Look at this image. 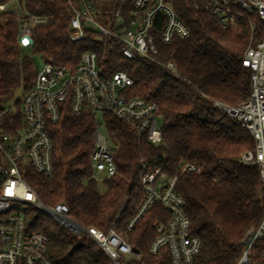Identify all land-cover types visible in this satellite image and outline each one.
Instances as JSON below:
<instances>
[{
	"label": "trees",
	"instance_id": "16d2710c",
	"mask_svg": "<svg viewBox=\"0 0 264 264\" xmlns=\"http://www.w3.org/2000/svg\"><path fill=\"white\" fill-rule=\"evenodd\" d=\"M93 1L97 9L103 6V14L98 9L97 16L102 15L105 23L119 6L125 17L135 10L133 0ZM171 2L190 36L162 42L163 14L157 15L152 31L158 58L173 60L179 74L146 57L127 58L122 41L115 36L100 39L95 30L86 29L84 38L70 39L72 11L67 0H26L28 10L47 17L33 26L30 47L19 44L17 16L0 13V106L18 90L27 92L32 87L40 69L37 54L44 62L73 68L84 52L94 51L104 71H127L134 79L130 95L160 105L162 144L155 146L139 138L125 122L106 114L108 132L118 144L114 153L118 173L100 184L91 178L93 114L75 115L66 108L49 125L55 173L49 178L29 173V183L45 203L66 202L71 216L86 226L124 230L143 196L136 176L142 159L151 168L162 166L170 174L184 162L196 163L201 172L183 173L176 184L186 198L192 231L202 240L194 264H238L247 235L264 217V182L255 164L240 160V153L254 146L252 136L213 103L237 105L249 97L250 70L243 66L241 55L250 30L245 23L237 30L220 25L200 0ZM165 218L167 212L157 204L129 232L131 244L142 255L134 264H172L167 247L150 251L155 223ZM25 220L28 229L48 236V254L55 264H112L92 237L71 232L37 208L28 207ZM248 258L251 264H264V237L254 241Z\"/></svg>",
	"mask_w": 264,
	"mask_h": 264
},
{
	"label": "built area",
	"instance_id": "2783aa9c",
	"mask_svg": "<svg viewBox=\"0 0 264 264\" xmlns=\"http://www.w3.org/2000/svg\"><path fill=\"white\" fill-rule=\"evenodd\" d=\"M67 1L72 11L70 39L84 38L86 29L95 30L100 39L115 36L122 41V52L127 58L146 57L179 74L173 60L158 58L156 34L152 31L157 15L163 14V27L159 31L162 42L171 43L175 36H190L188 25L181 20L171 0H133L134 11L125 17L119 6L107 23L98 18L93 0ZM200 2L220 25L236 30L244 23L249 27L250 40L241 55L243 66L250 70L249 97L237 105L220 100H214L213 104L252 136L254 146L243 150L240 160L255 164L264 182V0ZM2 12L17 16L18 40L22 47L33 44V26L47 20L45 15L28 10L26 0L0 2ZM133 84L134 79L127 71L118 69L108 73L98 63L97 54L86 51L73 68L45 61L32 87L22 93L19 107L11 104L10 99L0 106V264H55L48 254V236L27 228L25 212L30 206L71 232L92 237L112 264H134L142 255L131 244L129 232L157 204L167 212V218L155 223L156 236L150 251L156 253L165 246L172 264L195 263L202 240L192 231L186 198L177 191L176 184L183 173L201 172L196 163L184 162L170 174L162 166L151 168L149 162L142 159L136 176L143 196L124 230L115 226L103 230L76 221L66 202L45 203L28 181L27 175L32 172L47 178L54 175L55 152L49 125L57 122L66 108L75 115L85 111L93 114L91 178L100 184L118 173L114 159L118 144L108 132L106 114L125 122L139 138L144 137L155 146L162 144L160 105L143 96L130 95L128 88ZM98 112L102 113V120ZM261 237H264V217L247 235L248 243L238 264H248L249 251Z\"/></svg>",
	"mask_w": 264,
	"mask_h": 264
},
{
	"label": "rangeland",
	"instance_id": "374dc122",
	"mask_svg": "<svg viewBox=\"0 0 264 264\" xmlns=\"http://www.w3.org/2000/svg\"><path fill=\"white\" fill-rule=\"evenodd\" d=\"M99 12L101 13V14H103V6H99ZM102 15L100 16V17H98L100 20H101V22H103V23H105V19L102 17ZM17 22H19L18 21V19H17ZM35 59H36V61H37V63H38V66L41 68L42 66H43V64H44V60L41 58V56L40 55H35ZM22 93H24V92H22V90H18L17 92H16V94H15V96H13L11 99H10V103L11 104H16V102L19 100L20 101V98H21V95H22ZM98 116L101 118V120H102V113L101 112H98ZM158 119H159V122H160V124H162V120H163V118H162V116H159L158 117ZM102 190V189H101ZM103 191V190H102ZM241 259V258H240ZM240 261V260H239Z\"/></svg>",
	"mask_w": 264,
	"mask_h": 264
},
{
	"label": "water",
	"instance_id": "95a60500",
	"mask_svg": "<svg viewBox=\"0 0 264 264\" xmlns=\"http://www.w3.org/2000/svg\"><path fill=\"white\" fill-rule=\"evenodd\" d=\"M244 243L247 244L248 243V239H245ZM248 264H251L250 261L248 262Z\"/></svg>",
	"mask_w": 264,
	"mask_h": 264
}]
</instances>
